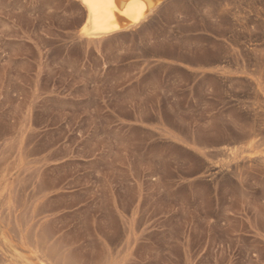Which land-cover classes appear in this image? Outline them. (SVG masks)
Wrapping results in <instances>:
<instances>
[{
	"label": "rangeland",
	"instance_id": "obj_1",
	"mask_svg": "<svg viewBox=\"0 0 264 264\" xmlns=\"http://www.w3.org/2000/svg\"><path fill=\"white\" fill-rule=\"evenodd\" d=\"M161 4L0 0V264H264V0Z\"/></svg>",
	"mask_w": 264,
	"mask_h": 264
},
{
	"label": "bare ground",
	"instance_id": "obj_2",
	"mask_svg": "<svg viewBox=\"0 0 264 264\" xmlns=\"http://www.w3.org/2000/svg\"><path fill=\"white\" fill-rule=\"evenodd\" d=\"M73 1L74 3L76 2L79 4L83 9V13L80 17L78 36H80L82 40L83 38L84 40L86 39L87 42V40L100 41L106 37L121 35L122 33L124 34L142 26V24L148 21L165 0ZM253 140L255 139L253 138ZM250 145L251 143L249 146Z\"/></svg>",
	"mask_w": 264,
	"mask_h": 264
}]
</instances>
